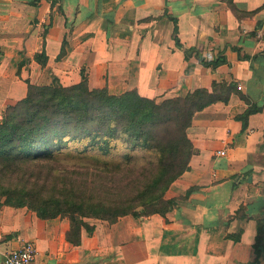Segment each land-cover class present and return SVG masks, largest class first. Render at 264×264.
Masks as SVG:
<instances>
[{
	"label": "crops",
	"instance_id": "crops-1",
	"mask_svg": "<svg viewBox=\"0 0 264 264\" xmlns=\"http://www.w3.org/2000/svg\"><path fill=\"white\" fill-rule=\"evenodd\" d=\"M83 78L158 101L214 82L231 92L194 115V152L165 215L89 219L75 244L68 217L2 198L0 264L29 241L31 264H264V0H0V119L30 83Z\"/></svg>",
	"mask_w": 264,
	"mask_h": 264
},
{
	"label": "trees",
	"instance_id": "trees-1",
	"mask_svg": "<svg viewBox=\"0 0 264 264\" xmlns=\"http://www.w3.org/2000/svg\"><path fill=\"white\" fill-rule=\"evenodd\" d=\"M174 38L180 42L177 28ZM230 88L214 82L213 90L158 101L136 89H92L86 78L68 86L30 83L0 119V199L42 218L68 217L75 244L83 229L93 232L89 219L165 215L175 204L165 193L194 152L188 134L194 115L228 101Z\"/></svg>",
	"mask_w": 264,
	"mask_h": 264
},
{
	"label": "built area",
	"instance_id": "built-area-1",
	"mask_svg": "<svg viewBox=\"0 0 264 264\" xmlns=\"http://www.w3.org/2000/svg\"><path fill=\"white\" fill-rule=\"evenodd\" d=\"M225 153V150L218 151ZM36 245L29 241L21 247L8 251L5 255L4 264H31L37 257Z\"/></svg>",
	"mask_w": 264,
	"mask_h": 264
}]
</instances>
